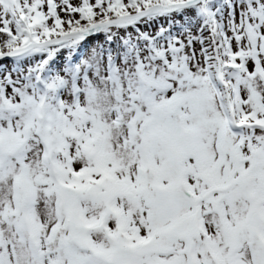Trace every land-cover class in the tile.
Masks as SVG:
<instances>
[{"label":"snow or ice","instance_id":"1","mask_svg":"<svg viewBox=\"0 0 264 264\" xmlns=\"http://www.w3.org/2000/svg\"><path fill=\"white\" fill-rule=\"evenodd\" d=\"M0 264H264V0H0Z\"/></svg>","mask_w":264,"mask_h":264},{"label":"rangeland","instance_id":"2","mask_svg":"<svg viewBox=\"0 0 264 264\" xmlns=\"http://www.w3.org/2000/svg\"><path fill=\"white\" fill-rule=\"evenodd\" d=\"M74 2H75V0H74Z\"/></svg>","mask_w":264,"mask_h":264}]
</instances>
